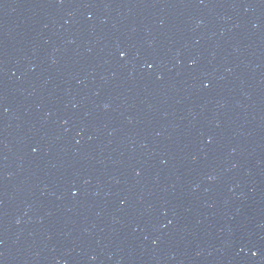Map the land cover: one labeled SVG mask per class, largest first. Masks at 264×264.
<instances>
[{
  "label": "water",
  "instance_id": "95a60500",
  "mask_svg": "<svg viewBox=\"0 0 264 264\" xmlns=\"http://www.w3.org/2000/svg\"><path fill=\"white\" fill-rule=\"evenodd\" d=\"M0 264H264V0H0Z\"/></svg>",
  "mask_w": 264,
  "mask_h": 264
}]
</instances>
